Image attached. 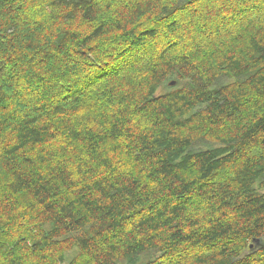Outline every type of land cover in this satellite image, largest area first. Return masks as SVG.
Segmentation results:
<instances>
[{
    "label": "trees",
    "instance_id": "trees-1",
    "mask_svg": "<svg viewBox=\"0 0 264 264\" xmlns=\"http://www.w3.org/2000/svg\"><path fill=\"white\" fill-rule=\"evenodd\" d=\"M0 264H264V0H0Z\"/></svg>",
    "mask_w": 264,
    "mask_h": 264
}]
</instances>
